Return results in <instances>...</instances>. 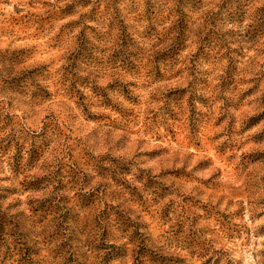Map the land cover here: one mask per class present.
Listing matches in <instances>:
<instances>
[{
	"label": "rangeland",
	"instance_id": "rangeland-1",
	"mask_svg": "<svg viewBox=\"0 0 264 264\" xmlns=\"http://www.w3.org/2000/svg\"><path fill=\"white\" fill-rule=\"evenodd\" d=\"M0 264H264V0H0Z\"/></svg>",
	"mask_w": 264,
	"mask_h": 264
}]
</instances>
